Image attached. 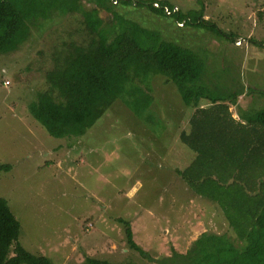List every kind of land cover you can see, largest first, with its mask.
I'll use <instances>...</instances> for the list:
<instances>
[{"label":"rangeland","instance_id":"1","mask_svg":"<svg viewBox=\"0 0 264 264\" xmlns=\"http://www.w3.org/2000/svg\"><path fill=\"white\" fill-rule=\"evenodd\" d=\"M129 1L133 5L120 3L112 10L101 8L99 0L59 1L58 11L32 28L28 38L22 34L17 48L0 30V164L12 167L0 173V198L8 202L21 225L20 241L32 254H50L53 248L61 254L56 258L66 256L65 264H84L86 258L166 264L165 259L186 254L205 233L233 235L215 204L196 196L180 177L194 158L179 140L193 110L184 108L163 76H152L150 89L134 80L153 97L149 115L158 119L155 123L118 100L83 137L57 139L31 113L39 95L49 90L50 78H56L61 54L73 44L84 49L96 42L88 26L92 17L111 26L124 19L158 30L166 39L201 51L204 59L216 60L218 69L229 68L245 87L264 91V0H222L223 11L218 0H158L166 6H156L163 15L149 8L151 0L139 7L141 0ZM33 4L43 16L50 14V4L28 6ZM202 6L204 19L236 35V43L177 24V8L187 13ZM167 8L173 9L170 15ZM239 106L262 107L263 99L248 94ZM231 110L238 119L237 108ZM110 216L128 224L144 256L129 248L127 226Z\"/></svg>","mask_w":264,"mask_h":264},{"label":"trees","instance_id":"2","mask_svg":"<svg viewBox=\"0 0 264 264\" xmlns=\"http://www.w3.org/2000/svg\"><path fill=\"white\" fill-rule=\"evenodd\" d=\"M59 1L62 0H0V30L4 40L16 43L17 48L22 34L28 38L32 28H40L43 20L58 11L55 5ZM34 2L50 4V14L43 16L36 4L28 6ZM140 2L138 7L144 4ZM120 3L133 5L129 0H99L103 9L112 10ZM148 3L151 10L163 15L156 6L166 7L164 3L158 0ZM21 9L24 14L19 12ZM176 13L177 24L236 43V35L225 33L204 19L203 6L200 11L183 13L178 9ZM90 20L88 26L96 42L84 49L73 44L59 56L63 64L56 67L59 70L53 73H57L56 78H50L49 90L41 93L31 108L33 116L57 139L83 137L118 100L137 117L155 123L158 119L149 115L153 97L135 83L150 89L151 79L163 76L175 86L184 108L193 110L187 121L188 129L180 132L179 140L194 153V158L180 171V177L196 196L215 204L233 234L229 237L205 233L186 254L174 255L164 262L264 264V91L245 87L240 76L229 68L218 69L216 60L204 59L201 51L166 39L158 30L124 19L118 27L101 18ZM248 94L262 98L263 106L240 107L239 99ZM203 101L207 104L203 105ZM233 107L237 108L238 119L231 110ZM11 169V165L0 164V173ZM120 222L128 225L122 219ZM125 236L129 248L144 256L133 242L129 226ZM19 238L20 224L8 202L0 198V264H53L45 256L23 248ZM84 264L112 263L86 258Z\"/></svg>","mask_w":264,"mask_h":264},{"label":"crops","instance_id":"3","mask_svg":"<svg viewBox=\"0 0 264 264\" xmlns=\"http://www.w3.org/2000/svg\"><path fill=\"white\" fill-rule=\"evenodd\" d=\"M217 6H218L219 8H222V9H220V10L218 9L219 11H223V8H225L226 3H224V1H222V0H218V1H217ZM177 9H179V8H177ZM218 14H220V12H217V15H218ZM206 16H207L206 13H204V18H205ZM87 150H88V148H87ZM88 151H89V150H88ZM166 151H167V150H166ZM159 152L161 153L162 150L157 151V153H159ZM160 153H159V154H160ZM166 154H167V153H166ZM166 154H165V155H166ZM100 163H101L100 166L104 167V161L102 160ZM88 168H90V167H88ZM101 171L103 172V169H101ZM86 172H88V171H86ZM102 172H101L100 174H103V173H104V172H103V173H102ZM84 175H85V174H84ZM102 179H103V180H102ZM102 179H101V180H102V182L104 183V176H102ZM82 181H83V180H82ZM83 182H84V181H83ZM159 187H160V186H159ZM133 194H134V193H133ZM102 215L104 216V214H102ZM14 217H15V216H14ZM107 217H108V219H109V216H107ZM15 218H16V217H15ZM104 219H105V216H104ZM110 219H111V220H121L122 218H119V217H116V216H114V217L110 216ZM16 220H17V219H16ZM17 221H18V220H17ZM117 222H118V221H117ZM18 223H19V222H18ZM19 224H20V223H19ZM118 224H121V223L118 222ZM101 225H102L103 227H105V225L102 224V222H101ZM20 235H21V225H20ZM110 236H111V235H110ZM104 241H107V240L105 239ZM113 241H114V240H113ZM22 242H23V240L20 241V238H19V243L21 244V246H22L23 248H25L27 251H29V250H28V247H27L26 245L23 244L24 242H23V243H22ZM23 245H24L25 247H24ZM85 246H88V244H86ZM96 247H97V246H96ZM112 248H113V247H112ZM51 250H53L54 253L51 252V251H50V252H51L50 254H43V252H42V253H41L40 251H39V252H40V255L42 254V256H45V257H46L47 259H49L51 262H53V260H54V261H59V262H62L63 264H65L64 260L66 259V256L64 257V260H63L62 256H61V258H60V256H59V258H56V255H61V254L58 253L59 251H57V250H59V249H55L56 251H54V249L52 248ZM110 250H112V249H110ZM36 251L38 252V250H36ZM37 252H36V253H37ZM39 252H38V253H39ZM30 253H31V252H30ZM85 255H86V254H85ZM99 260H100V259H99Z\"/></svg>","mask_w":264,"mask_h":264},{"label":"built area","instance_id":"4","mask_svg":"<svg viewBox=\"0 0 264 264\" xmlns=\"http://www.w3.org/2000/svg\"><path fill=\"white\" fill-rule=\"evenodd\" d=\"M167 13L170 15L172 12H170V10L167 8ZM178 9H176L175 11H177ZM173 11V10H172Z\"/></svg>","mask_w":264,"mask_h":264}]
</instances>
